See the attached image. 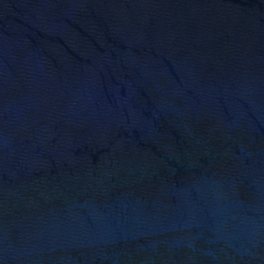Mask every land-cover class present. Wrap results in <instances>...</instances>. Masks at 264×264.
<instances>
[{
    "label": "water",
    "instance_id": "water-1",
    "mask_svg": "<svg viewBox=\"0 0 264 264\" xmlns=\"http://www.w3.org/2000/svg\"><path fill=\"white\" fill-rule=\"evenodd\" d=\"M0 264H264V0H0Z\"/></svg>",
    "mask_w": 264,
    "mask_h": 264
}]
</instances>
